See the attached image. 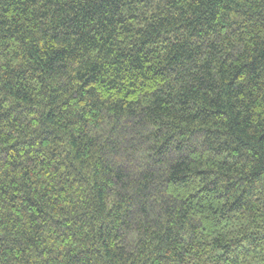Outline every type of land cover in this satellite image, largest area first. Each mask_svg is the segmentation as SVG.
Instances as JSON below:
<instances>
[{
  "label": "trees",
  "instance_id": "trees-1",
  "mask_svg": "<svg viewBox=\"0 0 264 264\" xmlns=\"http://www.w3.org/2000/svg\"><path fill=\"white\" fill-rule=\"evenodd\" d=\"M0 264H264V0H0Z\"/></svg>",
  "mask_w": 264,
  "mask_h": 264
}]
</instances>
